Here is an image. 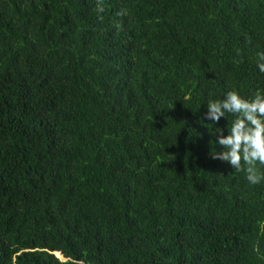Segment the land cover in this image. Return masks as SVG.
<instances>
[{
  "label": "trees",
  "instance_id": "16d2710c",
  "mask_svg": "<svg viewBox=\"0 0 264 264\" xmlns=\"http://www.w3.org/2000/svg\"><path fill=\"white\" fill-rule=\"evenodd\" d=\"M260 54L264 0H0V264H264L203 119Z\"/></svg>",
  "mask_w": 264,
  "mask_h": 264
},
{
  "label": "clouds",
  "instance_id": "9594fccd",
  "mask_svg": "<svg viewBox=\"0 0 264 264\" xmlns=\"http://www.w3.org/2000/svg\"><path fill=\"white\" fill-rule=\"evenodd\" d=\"M256 67L264 73V54H260ZM229 113L234 116L230 126L228 122L217 126ZM203 119L215 125L210 132L215 136L211 144L216 149L214 159L227 162L235 171L243 170L250 184L264 179V173L256 167L257 163L264 165V96L245 98L229 90L221 99L207 102Z\"/></svg>",
  "mask_w": 264,
  "mask_h": 264
}]
</instances>
